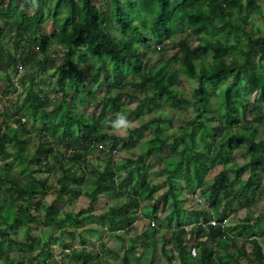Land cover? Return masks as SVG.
<instances>
[{
	"label": "trees",
	"instance_id": "trees-1",
	"mask_svg": "<svg viewBox=\"0 0 264 264\" xmlns=\"http://www.w3.org/2000/svg\"><path fill=\"white\" fill-rule=\"evenodd\" d=\"M261 1L0 0L1 99L24 94L18 104L0 105V264H101L106 256L132 264V255L156 264L158 249L167 264H264V214L249 213L264 198V34L249 22ZM49 21L55 29L42 37ZM48 40L64 48L55 58ZM168 47L177 50L180 76L194 84L189 95L153 61ZM46 74L51 99L36 81ZM120 97L138 103L131 108ZM89 101L96 113L80 112ZM167 102L189 107L187 131L155 129L137 157L116 161L119 141L132 150L145 130L167 121L154 117L121 138L111 134L120 116L132 124ZM30 120L42 124L34 147ZM156 157L167 188L159 195L145 162ZM215 168L222 169L211 176ZM186 191L200 199L198 209L184 206ZM80 196L89 201L86 209L57 206ZM101 197L120 205L94 215ZM232 205L234 216H245L227 227ZM138 217L150 220L148 229L122 255L105 246V235L130 234ZM37 224L50 232L34 237L30 225ZM21 226L25 243L5 232ZM99 232L98 247L87 249L85 234ZM35 242L48 251L61 247L59 258L41 257Z\"/></svg>",
	"mask_w": 264,
	"mask_h": 264
},
{
	"label": "rangeland",
	"instance_id": "rangeland-1",
	"mask_svg": "<svg viewBox=\"0 0 264 264\" xmlns=\"http://www.w3.org/2000/svg\"><path fill=\"white\" fill-rule=\"evenodd\" d=\"M259 5L261 7V12L260 13H253L250 18H249V22H250V27L252 28L253 31H257L258 29L264 34V2H259ZM103 9L106 11L110 10V5L109 2H104L102 4ZM55 24L52 21L47 22L43 29H42V33L41 36L42 37H48L50 34H52L53 30L55 29ZM248 29V28H247ZM180 37H177L176 40H178ZM49 41V53L52 55L53 58H55L61 51L64 50V48L62 46L57 45V43H55L54 41ZM177 52L176 49H172L171 47H168L165 51L160 52L157 57H155V59H153L154 63L156 65H159V68H164V70L170 74H172L175 78H178V86L180 90H182L186 95H189L193 89H194V84L192 82V80L186 78L185 76H180L179 72H178V68L179 65L175 64V62H173V55H175ZM25 73V70H22L19 75H22ZM26 74V73H25ZM16 79L18 78V75H16L15 77ZM15 79V80H16ZM38 83L42 82L43 83V87H42V91L45 93L46 91H48L49 94V99L52 98V96L54 95L53 90H50V83L52 82V80L50 79L49 75H43L41 77H39L36 80ZM17 84V82H16ZM5 84H3L2 80L0 79V105L2 107H7L10 106V104L14 103L15 101L19 100L20 98H22L24 96V94H22V96L19 97V94L16 93L13 96H11L10 98H8V100H3L1 98L2 94L5 91ZM106 90V86H102V90H100V92L98 91V98H102L104 91ZM19 92V91H18ZM51 97V98H50ZM125 98V99H124ZM120 97L118 100V103H122L124 105L130 106L131 108H135L137 105V100L132 99L130 97ZM21 100H19L17 102V104L20 102ZM93 101H89L87 103H85L82 107V109H80V112L86 113V114H92L93 112L96 113V109L94 108V104L92 103ZM189 107L186 106H182V105H172L170 102L167 103H163L160 108L155 111L153 114H146V115H141L139 117L138 120H136L134 123L129 124L128 128H134V127H138L141 126L143 124H146L147 122H149L150 120H152L154 117H161L164 119H167L166 122H161L160 124H155L154 126H151L149 128V130H145L144 134H141L139 141L137 142V144H135L132 148V150H126L123 147V141H119L116 145V149H117V153L115 156V160L116 161H122L123 159H130V158H135L140 154V150H139V146L143 145L145 142L148 141V139L151 136V133L153 131H155V129H159L160 131L163 132H169V133H175L176 135H182L184 132L187 131V127L185 126V122L188 121L190 119V114H189ZM33 121L30 120L28 121V129H32L33 127L35 129L31 130V134H30V138H29V143L32 147H34V145H36L37 143V131L41 132V128H42V124L41 123H36L33 126ZM10 126V130L14 131L15 126L14 124L9 123ZM127 129L121 128V129H114L111 134H115L117 137H121L124 138L127 134ZM264 128H261V132H263ZM147 131V132H146ZM247 135L250 134L249 132L246 133ZM51 139V136H49ZM180 137V136H179ZM260 138V136H259ZM183 141V138H180V142ZM145 162L147 163H151V170L149 171V176L151 177L150 179H152L153 184L158 188L157 189V195L162 194L165 190H167L166 187H164V178L163 175L161 174L162 172V161H160L159 158H146ZM237 165H241L244 163V160H242L241 158L237 159ZM1 165V164H0ZM222 168H215L214 170H212V175L217 174ZM122 173V172H121ZM12 175H14L15 178L18 177V174L12 173ZM58 176H60V174H57ZM247 176L244 175V178H246ZM55 183V177L54 175H50L49 178V184H53ZM193 195V193H188V191H186V198L187 200L184 201V206L186 208H197V204L195 203V197ZM54 199L53 194H50L46 197V200L48 202H51ZM256 204L254 205V210L250 211V217L252 219H254L255 217H257L260 214H264V198L261 200H256ZM72 203L68 204L69 202L66 200H58V208L61 211H79L81 209H86L89 205V201L86 197L84 196H80L76 201H71ZM148 202H143L142 203V207L147 206ZM120 205V201H118L117 199H108L107 197H101L99 198L98 203L95 205V212L94 215H100L104 212H106L107 210H109L110 207L112 206H117ZM203 204L199 207L202 208ZM236 207V205H232L230 210L232 209L231 215L228 218L227 222V227H233V225H235L238 222V218L240 217H244L245 213L244 212H240L239 216L236 217L234 216V208ZM211 215H213V213H211ZM148 219L145 218H141L138 217L135 220V225H134V230L126 235L123 234L124 232H116V233H112V234H108V235H103L104 236V243L105 246L108 247L110 250H113V252L118 253L119 255H122L124 250L127 247V244H129V242L131 241V239H134L135 236L137 235H141L145 230L148 229V224H149ZM40 222V221H38ZM69 223L65 224V226H68ZM71 226V225H70ZM93 228L96 226H92V225H86V227H84L85 229H89V228ZM30 228L32 230V235L34 237H38L39 234H45L50 232V230L42 228V226L40 225H30ZM82 228V227H81ZM81 228H78V230H80ZM25 226H21L20 229L18 230L17 233L12 232L10 230H5L6 234H8L9 236L12 237V239H14L15 241L21 242V243H25ZM85 235L89 236L90 239V243L91 245L88 246L87 249L91 250V249H96L98 247L99 244V238L102 235L100 232L99 234H93V233H86ZM58 236V234H57ZM56 236V237H57ZM120 237H123L124 240L121 241ZM146 239L142 238L141 240H137L135 243L137 245H140V243L145 242ZM94 244V245H93ZM41 245H43V243H41L40 245L35 242L33 243V250H38L41 253V257L43 258H47V257H52L53 259H58L59 255H60V251H61V247L59 246H53L52 249L50 251L45 250L44 249H40ZM79 242L77 241L76 243H74V247L79 248ZM159 246V245H158ZM10 251H16L15 247H11ZM158 257H159V261L156 264H167V262L165 260H163L164 258L161 257L160 259V249H158ZM55 264V263H52ZM57 264V263H56ZM101 264H120V262L113 260L112 258L106 256L104 257V259H102ZM132 264H142V262L137 261V257L135 255H132ZM221 264H224L223 262Z\"/></svg>",
	"mask_w": 264,
	"mask_h": 264
},
{
	"label": "clouds",
	"instance_id": "clouds-1",
	"mask_svg": "<svg viewBox=\"0 0 264 264\" xmlns=\"http://www.w3.org/2000/svg\"><path fill=\"white\" fill-rule=\"evenodd\" d=\"M33 3H35V0H33ZM113 127L116 129H121V128L127 129L129 127V121L126 119V117L121 115L120 118L115 122Z\"/></svg>",
	"mask_w": 264,
	"mask_h": 264
},
{
	"label": "built area",
	"instance_id": "built-area-1",
	"mask_svg": "<svg viewBox=\"0 0 264 264\" xmlns=\"http://www.w3.org/2000/svg\"><path fill=\"white\" fill-rule=\"evenodd\" d=\"M195 200H196L197 203H200V202H201L200 199H198V198H195ZM211 224L214 225L215 223L212 221ZM191 255H192V256H196V252H195V250H192V251H191Z\"/></svg>",
	"mask_w": 264,
	"mask_h": 264
}]
</instances>
